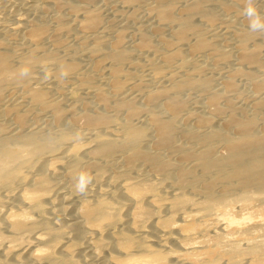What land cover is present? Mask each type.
I'll list each match as a JSON object with an SVG mask.
<instances>
[{
  "label": "bare ground",
  "instance_id": "bare-ground-1",
  "mask_svg": "<svg viewBox=\"0 0 264 264\" xmlns=\"http://www.w3.org/2000/svg\"><path fill=\"white\" fill-rule=\"evenodd\" d=\"M246 3L0 0V264H264Z\"/></svg>",
  "mask_w": 264,
  "mask_h": 264
},
{
  "label": "clouds",
  "instance_id": "clouds-1",
  "mask_svg": "<svg viewBox=\"0 0 264 264\" xmlns=\"http://www.w3.org/2000/svg\"><path fill=\"white\" fill-rule=\"evenodd\" d=\"M242 14L248 19V30L251 32L264 33V15H262L255 6L254 0H247ZM22 76L28 74V69H23ZM92 181V177L86 173H81L78 177L77 190L83 192L87 185Z\"/></svg>",
  "mask_w": 264,
  "mask_h": 264
},
{
  "label": "rangeland",
  "instance_id": "rangeland-1",
  "mask_svg": "<svg viewBox=\"0 0 264 264\" xmlns=\"http://www.w3.org/2000/svg\"><path fill=\"white\" fill-rule=\"evenodd\" d=\"M69 96H71L72 98L74 97L73 93H70V95H69Z\"/></svg>",
  "mask_w": 264,
  "mask_h": 264
}]
</instances>
